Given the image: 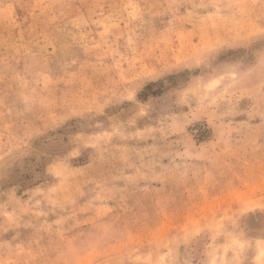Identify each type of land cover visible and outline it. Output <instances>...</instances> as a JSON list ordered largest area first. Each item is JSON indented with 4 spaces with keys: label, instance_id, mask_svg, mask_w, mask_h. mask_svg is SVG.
<instances>
[{
    "label": "rangeland",
    "instance_id": "obj_1",
    "mask_svg": "<svg viewBox=\"0 0 264 264\" xmlns=\"http://www.w3.org/2000/svg\"><path fill=\"white\" fill-rule=\"evenodd\" d=\"M0 264H264V0H0Z\"/></svg>",
    "mask_w": 264,
    "mask_h": 264
}]
</instances>
